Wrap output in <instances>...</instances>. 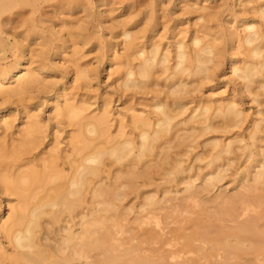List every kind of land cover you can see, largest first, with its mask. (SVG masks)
I'll list each match as a JSON object with an SVG mask.
<instances>
[{
	"label": "bare ground",
	"instance_id": "6f19581e",
	"mask_svg": "<svg viewBox=\"0 0 264 264\" xmlns=\"http://www.w3.org/2000/svg\"><path fill=\"white\" fill-rule=\"evenodd\" d=\"M49 1L55 2L0 0V54L2 59L8 50L14 55L13 63L0 66V116L1 123L8 128L12 109L8 108V100L22 99L32 86L39 84L43 105H54L51 107L54 119L78 121L72 125L76 134H70L67 141L69 173L64 175L63 170L57 169V151L50 148L47 155L42 154L45 157H39L40 165L27 162L24 168L19 166L23 171L0 179V195L5 196L9 207L5 219L0 214V232L12 246L10 255L0 249V264L6 261L8 264H264V112L261 110L264 106V31L255 23L241 19L228 32L229 51L237 44L236 52L242 49L245 53L240 67L235 66V54L226 61L232 81H239L241 91L251 97L258 108L256 114L260 116L248 134L251 142L245 143L240 137L226 143L216 137L206 140L203 145V149H209L203 153L206 156L196 154L193 162H202L206 172L192 175L193 166L183 169L182 158L177 153L178 156L171 155V150L185 146L187 141L190 150L189 141L195 134L199 133L197 137L200 138L216 131H231L242 125L244 119L233 100L218 103L208 100L180 119L189 109L184 96L189 93L187 80L202 76V80L207 81L222 64L215 45L194 38V49L187 51L181 41H176L174 56L170 59L167 49L162 53L152 42L157 30L152 19L147 21L151 34L139 48L133 43V35L123 29L120 36L124 38L127 55L138 63L122 76V87L147 90L158 86L162 78L173 99L167 102L168 99L156 98L151 117L132 114L130 123L134 136L126 134L125 128H120L116 136H110L105 107L98 114L85 116L86 104L71 102L65 86L57 87L54 80L40 82V74L48 72L44 60L48 52L52 49L56 56L63 49V42L62 45L55 42L62 37V32L55 30V21L46 25L42 18L32 20L41 5ZM66 1L68 10L77 8L88 12L94 8L97 17H102L101 1L97 4H92L91 0H84L82 4L81 0ZM257 8L264 24V4ZM14 11L19 12L14 15ZM14 16L16 21L17 17L18 20L25 18L19 25L12 26ZM38 21L40 25L43 23L42 30L36 28ZM27 22L30 28L25 27ZM43 29L51 36L49 39L43 36ZM28 43L40 49L34 60L26 58ZM68 73L74 76H71L72 82L88 77L84 72L69 70ZM23 115L25 121L22 129H18L15 145L10 150L0 146V167L13 168L5 161H17L28 151L38 148L39 137L46 127L39 114L26 112ZM214 120L219 121L213 123ZM189 150L184 151L185 154ZM72 156L76 158L70 159ZM237 159L245 165L244 168L240 165L243 169L239 166L241 172L236 168L231 182L241 191L226 199L220 194L214 196L211 203L216 207L209 212V206H205L206 201L203 205L200 196L219 189L218 185L226 179ZM178 176H183L177 184L182 188L174 191L166 188V184ZM36 187L43 189L42 195L35 203H29L30 198L33 199L31 191ZM180 192L183 197L179 202L175 198L177 204L174 198L169 199L172 193L178 195ZM11 195L18 199L16 206L9 205ZM190 205L201 209L190 213L193 210ZM183 208L189 217L181 213ZM178 218L182 220L180 223L189 224L188 229L184 230L183 224L178 228ZM168 222L176 224L174 228L177 226L171 231L175 239L170 238L172 235L166 239V235L172 234ZM161 224L167 225L166 234H162ZM155 229H160L161 234Z\"/></svg>",
	"mask_w": 264,
	"mask_h": 264
},
{
	"label": "rangeland",
	"instance_id": "374dc122",
	"mask_svg": "<svg viewBox=\"0 0 264 264\" xmlns=\"http://www.w3.org/2000/svg\"><path fill=\"white\" fill-rule=\"evenodd\" d=\"M99 1L102 3L100 8V11H102L101 18L97 17V11L94 8H90L88 12H83L77 8H70L68 10L69 6H67L66 0H55V2L49 1L46 4H42V8L39 10L40 12L38 11L35 16L32 17V20L33 18L34 20L42 18L43 21L47 22L46 25H50V23L52 24V22L55 21L53 24L54 27H56L55 30L59 29L58 31L62 32V39L58 37L55 42L59 45L63 44V49L60 51L61 53L59 52V55L56 56L53 55L52 49L48 52L46 59H44L45 67L48 69V72H42L40 74L39 79L41 83L54 80L57 87L65 86L66 93L72 98L71 102L75 105H81L82 103L86 104L85 116L90 117L94 114H98L99 111L105 107L109 117L108 133L110 136H116L120 128H125L124 132L126 134L134 136V131L132 130L130 123V116L132 114L151 117L152 105L156 101V98L164 101H167L168 99L167 102H170V99H173V96L171 98V95L164 87L165 83L162 82V78L159 80L160 83L158 86L151 87L150 89L146 88L147 90H128L122 87V76L128 68H134L138 61L127 55V51L124 48V38L121 37L120 34L123 32V29L128 30L129 33L133 35L134 45L137 46L136 48H139L138 46H141L142 43H144V40H146L151 34V32H149V24L147 23L150 18L152 19V23L156 25L157 29V32L155 31L153 34L154 37L152 42L159 46L160 52L162 53L167 49L170 52V59L174 56L176 41H181L185 45L186 50L191 51L194 49L192 47V40L198 38L202 40L203 43L212 46L215 45L214 47L218 51V56H220L222 60L221 66L213 71L210 79L207 81H203L204 79L202 76L194 77L192 79L189 78L187 80L188 86L186 90L189 93L184 94V96L185 102L188 103L187 108L189 109L180 119H184L189 114L188 112L198 106L206 104L208 100H214L217 101V103L233 100L238 105L239 110L243 112L244 118L242 125L240 124V126L236 127V129L233 128L231 131L229 129L228 131L230 132L216 131L217 133H208L200 138L197 137L199 133L195 134V139L193 138V141H189L192 145V149L190 148L189 150L190 145H188L187 141L184 143L185 146L182 145L183 147L181 146V148L171 150V155H174L175 153L179 154L180 159L182 158L183 169H188L193 166L192 170H194L193 173L191 172L192 175H203L206 172V169L202 162L199 161L200 164L199 162H193L196 154L205 155L209 150L208 147H206V149L204 147L203 149L206 140L216 137L219 138L222 143H226L231 138L240 137L244 139L245 143L251 142L248 140V134L252 129V124L258 120L260 116L256 114L258 108L251 101V97L241 91L239 81H232L231 69L226 65V61L230 58L231 54H235V66L240 67L243 63L242 61L245 53L242 52V49H239L238 52H236L237 44L232 47L231 52L229 51L228 32L231 28L236 26L237 21L241 19H246L255 23L261 31H264L263 19L259 18L257 14V6L264 4V0H91L92 4H97ZM79 2L76 4H79ZM82 2L84 3V0H81L80 4H82ZM29 10L30 9L28 8L27 10L25 9L26 12ZM14 12L15 15L19 11ZM26 15L27 21L30 22V16L28 14ZM25 16L21 17V19L24 20ZM14 18L15 21L12 26L19 25L18 23L22 20L20 18V20H18L17 17L16 21L15 16ZM55 19H57V21ZM38 20L40 21V19ZM39 21V26L37 22L35 23L36 28L38 27V30H42L41 27L43 26V23L41 26ZM27 24L28 25L25 27L30 28L28 22ZM14 28L16 29V27ZM15 29H13V31ZM21 29L23 30L22 27ZM18 31H20V28ZM43 36L47 39L51 37L46 29H43ZM58 41L60 42L58 43ZM33 43H35L34 45H37L36 42ZM33 43H28L30 47L29 49L31 50H27L26 58L28 60L29 58H31V60L36 59L39 54L38 51H40L38 46H34ZM13 61L14 55L11 51L8 50V52H6L4 59H2L0 54V66L9 65L13 63ZM35 62H37V60H35ZM172 64L173 61L171 60L170 66H172ZM35 65L37 66L38 64ZM35 65L33 66L35 67ZM33 66L32 68H34ZM69 70H72L73 72H84L85 74L87 73L86 75L88 77L87 79L78 78L72 82L74 76L68 73ZM201 81L203 82L201 83ZM38 85L39 84L32 86L31 90L28 92L29 94L26 93L22 99L18 98L16 100L13 98L10 99V101L8 100V108L11 109L12 107L9 114L10 118L8 119L10 125L8 128L1 123L2 117L0 116V146L5 148V150H10L12 145H15L14 140H17L19 137L18 129L20 130L23 127L22 122L25 121L23 114L26 112L39 114L42 125L46 127L43 128V134L41 133V136L39 135L40 142L38 141L37 149L31 150L32 152L28 151L26 155H23L17 161L13 159H8L7 162L5 161V163H8V165L13 168L0 167V179L3 176L12 175L19 170L23 171V168L25 167L23 166L24 164L28 165V163L30 164L31 162L34 165H40L41 163L39 159L45 157L42 154H46V152H49L52 149L55 152L57 151V169L59 171L63 170L64 175H68L69 173V160L66 158L69 154L67 141L70 134H76L74 131L75 126L72 125L78 121L71 122L66 118L58 117L59 120L54 119V114L51 110V107L54 105H43L41 98L42 93L38 91ZM60 103L63 104V100H60ZM263 108L261 110L264 112ZM218 121L219 120H214L213 123ZM191 125L192 124H190V126ZM190 126L188 125L187 127ZM187 127L183 128L186 129ZM187 150H189V153L185 154L184 151ZM205 156L202 157L205 158ZM72 158L75 159L76 157H70V159ZM241 162V160L239 161L237 159L236 163L234 162L233 166L231 165L232 167L229 168L226 179L218 185L219 189L213 190L210 194H203L200 196L203 205L205 204L204 201H206L205 206H209L207 207L209 212H213L216 207L215 204L213 206V203H211L214 196L220 194L223 199H226L227 197L238 193L239 190L241 191L239 186L237 189L234 187L237 185H234L231 182L233 173L236 172V168L239 169L241 166L244 168L245 164L242 163V165ZM8 165L7 167H9ZM19 166H23V168H20ZM242 167L240 169H243ZM240 169L238 172H241ZM183 176L174 178L171 183L164 186H166V188L169 187V189L171 188L173 191L176 188V190L179 188L181 189L182 186H177V184H179V181ZM157 178L159 179V177ZM156 182L159 183L158 180ZM195 184L198 186L197 184H199V182ZM40 188L41 187H36L32 189L31 196L33 199L30 198L29 203H35L37 201L36 199H38L37 197L42 195L43 189ZM180 193L178 195L172 193V195L169 196V199H171L170 197L174 198V200L176 198L179 199V202L183 197V194L181 193L180 195ZM9 200V205L11 206H16L18 204V199L15 195L9 196ZM175 201L174 202L177 204V200ZM208 201L210 202L208 203ZM136 204L137 202L135 205ZM200 209V207L190 205V210H192L190 213H193L194 211L199 212ZM190 210H187V212ZM181 213H184V215L186 214L184 208ZM190 213L188 212V214ZM0 214L3 219L9 215V207L5 201V196L1 195ZM161 216H163V214ZM181 216L182 215H180L179 218ZM185 216L183 218H186L188 215ZM130 218H132V215ZM179 218L178 221L182 219V217L181 219ZM168 221L172 222L171 220ZM181 221H179L178 228L180 224H183L185 229L183 226L181 227L184 230L188 229L189 224L186 221H183L188 224L184 225L183 222L180 223ZM166 222L164 220L163 223L166 224ZM131 224L133 223H129L128 225L131 226ZM175 225L176 224H174V226ZM163 226L161 224L163 230L162 234L165 230L170 229L169 231L171 232L172 229H177V226L174 228L171 223L168 225L169 229H167V225L164 226L166 229H164ZM155 230L158 231L160 229ZM171 233L172 234H169L168 236L166 235V239L170 237V235H172L170 238L175 237L173 236L174 231ZM158 234H161V230ZM164 234H166V232ZM0 249L2 252L6 253V255H10L12 251L11 244L8 243L2 232H0ZM4 264H8V262L6 261Z\"/></svg>",
	"mask_w": 264,
	"mask_h": 264
}]
</instances>
